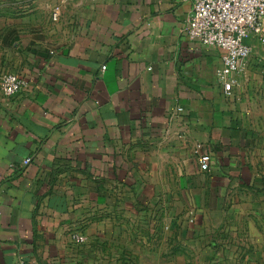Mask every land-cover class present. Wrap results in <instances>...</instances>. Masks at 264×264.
<instances>
[{
  "label": "crops",
  "instance_id": "obj_1",
  "mask_svg": "<svg viewBox=\"0 0 264 264\" xmlns=\"http://www.w3.org/2000/svg\"><path fill=\"white\" fill-rule=\"evenodd\" d=\"M194 2L0 0V79L25 83L0 89V264H173L226 222L253 107L188 38ZM239 222L263 258L264 219Z\"/></svg>",
  "mask_w": 264,
  "mask_h": 264
},
{
  "label": "rangeland",
  "instance_id": "obj_2",
  "mask_svg": "<svg viewBox=\"0 0 264 264\" xmlns=\"http://www.w3.org/2000/svg\"><path fill=\"white\" fill-rule=\"evenodd\" d=\"M250 43L252 54L249 63L252 64L238 80L241 95L253 107L249 117L252 144L249 143L251 146L245 156L247 162L241 168L235 186L230 184L228 191L216 196L218 200L215 201L220 207L215 208L211 215L229 222L218 227L214 236L203 235L199 241L190 242L183 248L184 257L173 259V264H264V257L253 256L256 247L252 244L248 226L243 222L234 224L235 219H264V46L255 39ZM259 228L264 235V224ZM261 245L264 249V243ZM176 251H181L180 247ZM139 262L152 263L150 258Z\"/></svg>",
  "mask_w": 264,
  "mask_h": 264
},
{
  "label": "built area",
  "instance_id": "obj_3",
  "mask_svg": "<svg viewBox=\"0 0 264 264\" xmlns=\"http://www.w3.org/2000/svg\"><path fill=\"white\" fill-rule=\"evenodd\" d=\"M71 0H61L67 4ZM99 3L104 0H89ZM61 5L52 10V20H60ZM192 41L215 47L221 52L222 67L217 71L218 84L226 97H234L239 80L245 73L252 54L251 41L257 40L264 46V0H195L193 12L186 28ZM25 87L17 75L6 73L0 79V89L5 97H13ZM31 160L23 161L27 167ZM211 157L208 153L199 156L202 172L210 170ZM79 244L85 243L84 236L74 234Z\"/></svg>",
  "mask_w": 264,
  "mask_h": 264
}]
</instances>
